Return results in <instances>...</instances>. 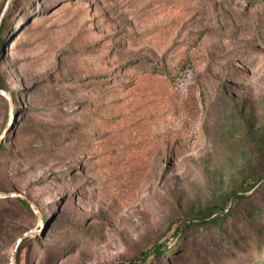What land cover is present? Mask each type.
Instances as JSON below:
<instances>
[{
    "label": "rangeland",
    "instance_id": "1",
    "mask_svg": "<svg viewBox=\"0 0 264 264\" xmlns=\"http://www.w3.org/2000/svg\"><path fill=\"white\" fill-rule=\"evenodd\" d=\"M0 42V264H264V0H0Z\"/></svg>",
    "mask_w": 264,
    "mask_h": 264
},
{
    "label": "trees",
    "instance_id": "2",
    "mask_svg": "<svg viewBox=\"0 0 264 264\" xmlns=\"http://www.w3.org/2000/svg\"><path fill=\"white\" fill-rule=\"evenodd\" d=\"M1 47H2V43L0 42V49H1ZM3 88V86L1 85V83H0V89H2ZM0 146H2V144L0 145ZM1 149H3V147L1 148ZM19 200H20V202L23 204V205H25L26 207H29V203L25 200V199H23V198H19ZM225 210V209H224ZM224 210H222L223 212H224ZM214 210H208L207 212H203V214H204V216L206 217L205 219H207V221H206V224H213V225H219L220 223H221V221L223 220V218H224V213L222 212V213H218L217 215H215L214 217H211L212 215H214ZM208 217V218H207ZM23 247V241L20 243V245H19V248H18V253L21 251V248ZM160 250V249H159ZM159 250L156 252H154L153 254H155V255H160V252H159ZM167 250V249H166ZM149 257H150V255H149V253H144V262H148V259H149ZM153 263V261H151V263H149V264H152ZM134 264V263H133Z\"/></svg>",
    "mask_w": 264,
    "mask_h": 264
},
{
    "label": "water",
    "instance_id": "3",
    "mask_svg": "<svg viewBox=\"0 0 264 264\" xmlns=\"http://www.w3.org/2000/svg\"><path fill=\"white\" fill-rule=\"evenodd\" d=\"M0 93H5L3 90H1L0 89ZM15 196H17V194H15ZM23 199H25L30 205H32L33 204V202H32V200H30V199H28V198H26L24 195H20ZM20 242H21V238L17 241V243H16V246H15V248H14V251H13V254H12V256H14L15 255V253H16V251H17V249H18V247H19V245H20Z\"/></svg>",
    "mask_w": 264,
    "mask_h": 264
}]
</instances>
